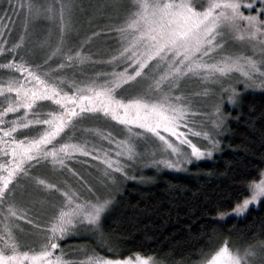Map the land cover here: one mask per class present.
<instances>
[{
	"label": "snow or ice",
	"instance_id": "snow-or-ice-1",
	"mask_svg": "<svg viewBox=\"0 0 264 264\" xmlns=\"http://www.w3.org/2000/svg\"><path fill=\"white\" fill-rule=\"evenodd\" d=\"M255 2L260 3V12L264 13V0H248L246 4L243 0H208L203 11L196 10L197 7H203L198 0H138L134 18L126 27L117 29L125 45L120 52V59L126 60L129 67L135 65L133 73L129 74L127 69L112 72L108 74L112 79L103 84L98 83L95 78L81 82L71 81V87L75 89L71 96L63 92L62 85L66 81L53 77L51 69H44L52 57H61L64 63L57 65V68L64 69L66 64H84L90 59L88 56L67 47L62 36L43 64H33L26 59L28 53L24 51L27 36H20L16 43L7 47V41L3 39L4 33L0 31V58L12 57L0 64V68L23 74V79L10 76L6 86L0 87V92L9 95L15 93V98L10 99L8 106L0 111V154L5 159L11 157L10 163L0 165V172L3 173L0 174V264H24L26 260H30L32 264H71L62 255L52 258L53 250L58 248L54 241L68 235L78 226H98L102 215L112 204L110 197L118 184L117 173L127 177L125 166L118 159L113 160L107 152L101 155L99 147L89 148L87 142L65 144L59 149L47 148L65 129L72 131L76 122L83 119L85 114H103L104 117L128 126L129 131L132 125H136L143 132L133 134L135 137H155L159 142V154L162 158L156 159L155 152L150 153L147 158V162L155 166L173 169L191 162L183 159L184 153L179 145L172 143L166 134L175 137L180 145H189L192 148L191 156L196 159L212 155L211 150L202 151L188 139L189 133L209 138V132L195 131L188 127L192 122L188 118L190 98L173 93L180 91L182 79L189 76L202 74L204 80H220L233 69L242 71L247 86H253L259 77L260 86L264 87V20L260 19L259 14L244 15L241 11L242 7L252 8ZM61 7L70 10L71 5ZM131 30H135V34L129 39ZM242 42H247L253 49L258 48L260 58L242 56L230 49V45ZM116 59L117 57H112V60ZM136 77L151 80L149 89L127 103L116 99L113 94L115 88L135 80ZM231 93L232 98L237 96L234 88ZM49 100L61 106L62 112L58 115L48 113L50 118L42 119L41 114L33 109ZM232 102L235 100L232 99ZM20 109L25 110L23 116L11 121L5 119L7 114L17 113ZM30 113L32 118H29ZM215 113L214 128L220 129L226 118L219 106H216ZM181 124L187 132L180 131ZM29 126L47 127L38 139L17 140L14 135L17 130L28 129ZM118 143L123 147V151L117 153L118 156L127 155L129 159L137 157L130 140ZM210 145L212 149L216 148L217 141L210 139ZM169 150L175 157L163 158L169 154ZM93 152H96L94 159L102 160L105 165L101 176L96 179L107 192L103 197L84 200L83 195L91 194L95 185L70 168L68 162L74 153L89 157ZM49 162L54 168L76 176L78 190L67 185H64L67 190H63L56 183H49L39 175L32 174L37 167H43ZM21 179L34 191L54 189L63 195V200L58 205L60 210L50 218V231L44 233L43 242L38 245L40 251L35 255L20 252L22 247H29L30 251L32 249L30 245L21 243L16 235L23 231L20 221L26 220L28 224H33L36 203L32 199L17 200ZM249 187L251 195L236 205L237 213H243L250 203L264 197V178L251 182ZM77 200L81 202L77 203ZM85 221L87 225L84 224ZM9 252L11 254L6 255ZM221 256L228 257L227 264H241L240 258L232 256L226 246L219 250L212 264H218ZM87 264H133V261L91 258ZM135 264L159 262L137 256Z\"/></svg>",
	"mask_w": 264,
	"mask_h": 264
},
{
	"label": "rangeland",
	"instance_id": "rangeland-1",
	"mask_svg": "<svg viewBox=\"0 0 264 264\" xmlns=\"http://www.w3.org/2000/svg\"><path fill=\"white\" fill-rule=\"evenodd\" d=\"M137 2L138 0H0V31L4 33L3 39L7 41V47L16 43L20 36L26 35L27 43L24 51L28 53L26 59L33 64H43L62 36L67 47L88 56L90 59L84 64L77 63L72 66L66 64L64 69L57 68V65L64 63L63 59L61 57H52L51 60H48L47 68L44 69L45 71L51 69L53 77L64 79L66 83L62 85L63 92L71 96L75 91L71 87V81L81 82L86 81L88 78H95L98 83L103 84L112 79L108 75L112 72H123L127 69L129 74L133 73L135 65L129 67L126 60L120 59V52L125 45L117 29L126 27L130 20L134 18V13L137 11ZM247 2L248 0H243V3L246 4ZM198 3H201L203 7H197L196 10L203 11L204 7L207 6L208 0H198ZM68 4L71 5L70 10L67 8L62 9V5ZM260 8V3L255 2L252 8L242 7L241 11L244 15L259 14L260 19L264 20V13L260 12ZM116 18H118V23H115V26H109V28L107 27L102 30L103 32L98 29L99 24H104ZM132 34H135V30H131L129 39ZM230 49L242 56L260 58L259 49H253L247 42L230 45ZM23 54L21 53V55ZM112 57H117V59L114 61ZM2 59L3 62L1 64L6 63L12 57L8 56ZM11 74V70L0 68V77L3 80V84L0 87L6 86V82ZM157 75H159V72H157ZM150 84L151 80L136 77L133 81L120 84L115 88L113 94L116 99L127 103L129 100L135 99L139 93L147 91ZM162 87L164 86L162 85ZM233 88L237 93V96L234 98H232L231 93V89ZM165 90L167 89L165 88ZM205 91L207 94H204ZM246 91L264 92V87L260 86L259 77L253 86H247L246 78L243 76L242 71L237 69H233L228 76L220 80H204L202 74L182 79L180 91H175L173 94H183L190 98L191 103L188 118L192 122L188 124V127L194 128L195 131L209 132V138H205L204 136L197 137L189 133L188 139L202 151L211 150L212 154L219 151L221 146L220 140L224 135L229 116L227 110L234 108L240 95ZM6 99L7 97L4 96V101ZM232 99L235 102H232ZM0 100H3L2 97H0ZM8 102L6 101L5 103L8 104ZM216 106H219L220 111L226 118L224 125L220 129H215L213 124L216 120ZM29 118H32L31 113ZM46 127L29 126L28 129L23 130L25 135L24 140L26 138L28 140L33 138L38 139ZM180 131L187 132L183 124L180 126ZM137 132H143V130L139 129L136 125H132L131 131H129L128 126L104 117L103 114H85L83 119L76 122V126L72 131L65 129L47 145V148L48 150L59 149L65 144H83L87 142L89 148L99 147L101 155L107 152L113 160L118 159L125 166L124 170L127 173V177L121 173H117L118 184L116 190H113V194L119 190L122 181H130L133 177L138 176V174L146 170H165L184 173L191 163L208 159L212 156L196 159L191 156L192 148L189 145H180L175 137L166 134L172 143L179 145L181 152L184 153L183 159L185 161L190 160L191 162H185L179 168L173 169L155 166L148 163L147 158L150 153L154 152L157 153L156 159L162 158L159 154V142L155 137H151V139L144 136L135 137L133 134ZM162 134L164 133L162 132ZM210 139L217 141L216 148H211ZM128 140L131 141L135 148V152L137 153L136 158L129 159L127 155H117L118 152L123 151V147L118 142ZM95 155L96 152H93V155L89 157H84L80 153H74L68 162L70 168L76 173L80 172V175L95 185L91 194L83 195L84 200H94L96 196L103 197L107 192V189L97 179H95V183L93 182L92 175H95V178L100 177L102 169L105 167L102 160L94 159ZM174 157L175 154H171L169 150V154L163 158L173 159ZM32 174L39 175L49 183H56L57 187L63 190H67L64 185L71 187L73 190H78L76 176L65 170L54 168L50 162L43 167H37L36 171ZM19 186L23 187L17 190V200L32 199L36 203L34 204L33 224H28L26 220L20 221V228L23 231L17 232L16 235L21 243L30 245L31 249L33 248L38 253L40 251L38 245L43 242L42 237L44 233L50 231V218L53 215H57L60 210L58 205L63 200V195L62 192H57L54 189L34 191L28 187L23 179L19 182ZM110 198L112 202L115 199L114 196ZM80 202V200H77V203ZM84 224L87 225V222L85 221ZM93 228L94 226H78L76 230L54 241L58 244V248L53 250L54 257L52 258L55 259V256L62 255L63 259L71 262V264H87L91 258L121 261L130 259L135 264L138 255L126 258H112L95 253L83 254L76 251L77 253L70 256L66 251L70 238L73 239L80 234L86 236ZM64 238H69V240H64ZM20 249H29V247H22ZM218 252L219 250L196 264H212ZM228 252L234 257L238 256L241 264H264V245L244 250L234 251L228 249ZM227 261V256H221L218 259V264H227Z\"/></svg>",
	"mask_w": 264,
	"mask_h": 264
},
{
	"label": "trees",
	"instance_id": "trees-1",
	"mask_svg": "<svg viewBox=\"0 0 264 264\" xmlns=\"http://www.w3.org/2000/svg\"><path fill=\"white\" fill-rule=\"evenodd\" d=\"M115 23L118 18L98 29ZM227 112L219 151L184 173L146 170L122 181L98 226L86 236L64 238L69 255L196 264L225 246L235 251L264 245V197L243 213L235 211L250 197L251 182L264 178V92H243Z\"/></svg>",
	"mask_w": 264,
	"mask_h": 264
},
{
	"label": "flooded vegetation",
	"instance_id": "flooded-vegetation-1",
	"mask_svg": "<svg viewBox=\"0 0 264 264\" xmlns=\"http://www.w3.org/2000/svg\"><path fill=\"white\" fill-rule=\"evenodd\" d=\"M2 60L3 59L0 58V64L3 62ZM11 76H15L17 78L23 79V74H21V73H15V72L12 71ZM2 84H3V80H2V77H0V86ZM4 96L7 97V99L5 101H4ZM0 97H2V99H3V100H0V111H3V109L8 106V104H6L5 102L6 101H9L10 99H14L15 98V93H11L9 95V94H5V93L1 92L0 93ZM78 110L79 109L77 108V111ZM24 111H25L24 109H20L17 113H9V114H7V116L5 117V119L8 120V121L14 120L18 116H22V114L24 115ZM33 111L34 112H38V113L42 112L41 113V115L43 116L42 119H48V117H49L48 113H52L53 115H58V114H60L62 112V109H61V106L55 104L54 101L49 100V101L42 102L41 106H39V107H34ZM23 130L24 129H18L17 130V133L14 134L15 135V138L17 140H24L25 135H24ZM10 161H11V157L10 156L7 159H5L3 157V155L0 154V165L10 163ZM0 174H3V173L0 172ZM23 186H19V184H18V189L20 187H23ZM0 246H2V244H0ZM20 252L21 253L28 252L29 255H35L37 253L33 248H32L31 251H30V249H20ZM10 254H11L10 252L9 253H6V255H10ZM53 257H54V255H53ZM24 264H32V262L30 260H26V261H24Z\"/></svg>",
	"mask_w": 264,
	"mask_h": 264
}]
</instances>
